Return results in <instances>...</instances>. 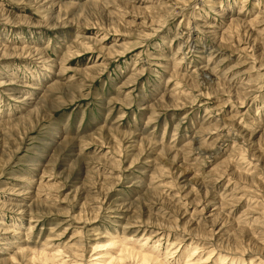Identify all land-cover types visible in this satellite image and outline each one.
Returning <instances> with one entry per match:
<instances>
[{
    "label": "rangeland",
    "instance_id": "obj_1",
    "mask_svg": "<svg viewBox=\"0 0 264 264\" xmlns=\"http://www.w3.org/2000/svg\"><path fill=\"white\" fill-rule=\"evenodd\" d=\"M128 250L264 264V0H0V264Z\"/></svg>",
    "mask_w": 264,
    "mask_h": 264
},
{
    "label": "bare ground",
    "instance_id": "obj_2",
    "mask_svg": "<svg viewBox=\"0 0 264 264\" xmlns=\"http://www.w3.org/2000/svg\"><path fill=\"white\" fill-rule=\"evenodd\" d=\"M204 70V78L206 79V80H209V76H211L212 74H211V72H210V70L208 69V68H204V69H202V71ZM199 135L197 134L196 136H194V143H193V145H194V147H193V149H192V151L194 150V153H195V155L197 156V157H201V156H203V155H208L209 157L211 156V155H214V154H216V151H209V149H207L206 147H202L201 145H199V142H198V140H199ZM212 157V156H211ZM214 157V156H213ZM177 167L179 168V165H177ZM181 167L183 168V166H182V164H181ZM184 173H186L185 171H183ZM212 177V174H209V173H206V174H204V176H203V178H206V179H210ZM229 192H231V191H229ZM211 205H212V210H211V213L213 214V215H215V211L217 210V209H219V205L217 204V203H215V202H212V203H210ZM127 254L129 255V256H132V255H134V256H138V259H139V263L140 264H147L149 261H154L153 263L154 264H156L157 263V261H155V259L154 258H152V256L151 255H145V254H137V253H133V250L132 251H130L129 252V250L127 251ZM122 257H124V256H122ZM235 260V259H234ZM222 262V261H221ZM158 263H159V261H158ZM222 264V263H221Z\"/></svg>",
    "mask_w": 264,
    "mask_h": 264
}]
</instances>
